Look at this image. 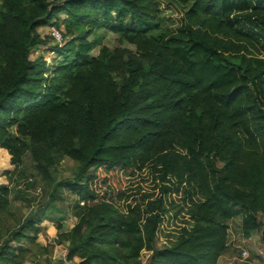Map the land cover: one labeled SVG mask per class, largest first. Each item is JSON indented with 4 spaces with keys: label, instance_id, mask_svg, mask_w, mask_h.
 I'll list each match as a JSON object with an SVG mask.
<instances>
[{
    "label": "trees",
    "instance_id": "obj_1",
    "mask_svg": "<svg viewBox=\"0 0 264 264\" xmlns=\"http://www.w3.org/2000/svg\"><path fill=\"white\" fill-rule=\"evenodd\" d=\"M157 12L155 0H0V147L15 166L28 151L38 169L61 156L78 163L80 175L90 169L68 186L83 201L72 210L66 251L78 264H139V250L149 247L143 231L153 232L163 197L179 190L190 225L147 264H217L226 220L241 212L247 232L264 217V113L247 88L264 76V59L235 42L223 0H192L174 31L157 28ZM59 13L61 36L71 38L44 85L28 50L35 28L56 25L49 20ZM92 29L118 34L141 60L105 45L90 55L100 42L97 34L86 39ZM12 125L21 138L9 134ZM143 169L159 196L121 202L117 172ZM7 193L0 184V209ZM34 221L12 238L31 240L25 232L37 231ZM24 251L3 242L0 264H20Z\"/></svg>",
    "mask_w": 264,
    "mask_h": 264
},
{
    "label": "rangeland",
    "instance_id": "obj_2",
    "mask_svg": "<svg viewBox=\"0 0 264 264\" xmlns=\"http://www.w3.org/2000/svg\"><path fill=\"white\" fill-rule=\"evenodd\" d=\"M155 2L158 12L153 23L159 29L174 31L183 22L184 12L189 8L192 0L186 3L176 0H155ZM223 5L226 7L224 20L237 34L238 40L235 42L244 48L242 52L248 56L264 59L263 0H223ZM65 17V14L59 13L56 18L49 20L56 25L46 23L36 27L37 42L28 50V59L41 65L38 77L43 78L41 83L44 85L52 80L53 71L62 57L57 54V50L71 38L70 35H65L61 36L59 42L55 41L50 37L48 29L54 25L60 31L64 30ZM152 30L154 31L155 28ZM96 34L100 36V42L89 51L90 55L95 56L99 46L105 45L117 52L123 50L125 56L132 57L134 61L141 60L127 40L107 29H92L85 37L91 40ZM65 87L62 88L65 89ZM247 88L255 96L260 110L264 113V76L247 84ZM59 89H56L57 92ZM15 128V125L8 127L9 134L12 137L21 138L22 136L16 133ZM240 136L245 137L242 134ZM9 165V170H6L9 173L6 175L2 173L5 169L0 167V176L4 177L0 184H5L8 189V193L4 196L7 203L0 209V245L8 242L9 245L23 247L25 251L17 259L20 264L23 262L26 264L27 262L30 264H78L81 259L76 255L67 259L66 251L71 245L70 231L76 221L72 210L75 204L81 205L83 201L76 193H70L68 186L72 183H83L90 169L80 175L78 163L64 156L53 159V163L38 169L28 151L23 155L21 164L15 166L10 163ZM116 179L123 191L121 202L129 198L132 200L139 194H147L148 199L159 196L157 182L148 169L133 174L118 171ZM163 201L165 209L160 212V220L154 226L153 232L143 231L141 236L143 244L149 241V247H142L139 250L137 257L139 264L149 263L156 250L173 242L181 227L190 225L181 190L165 195ZM109 214L110 212L106 211L104 216L107 217ZM32 219L35 220L34 226L41 221H45L43 225L52 226L51 238L43 233V240H41L44 242L46 239L47 241L53 239L52 243L43 244L40 240H36V237H39L37 236L38 228L36 232H25L31 240L24 238L16 241L12 238V233L22 223ZM242 219V213L238 212L226 220V248L218 258L217 264H264V241L262 240L264 217L258 213L255 225L249 223L250 228L247 232H244L242 228ZM144 222L145 218L141 217L140 223ZM120 251L124 252L125 248L122 247Z\"/></svg>",
    "mask_w": 264,
    "mask_h": 264
},
{
    "label": "crops",
    "instance_id": "obj_3",
    "mask_svg": "<svg viewBox=\"0 0 264 264\" xmlns=\"http://www.w3.org/2000/svg\"><path fill=\"white\" fill-rule=\"evenodd\" d=\"M0 149L1 150H3V151H1V161H0V167H2L3 169H5V170H9V168H10V163H9V160H8V158H9V155L7 154V152L5 151V149H3V148H1L0 147ZM2 152H5V154H6V156H3L2 154ZM3 178V179H2ZM2 180H4V177H2V176H0V182H3ZM45 221H41L40 223L39 222H37V224L35 225L37 228H38V232H37V236H39V237H36V240H40V242H43V241H41V240H43V233H45L46 234V236L47 237H49V238H51V232H53L52 230V226H48V225H43V223H44ZM46 239V238H45ZM52 240V241H51ZM51 240H48L47 241V239L43 242V244L44 243H46V242H48V244L49 243H52L53 242V239H51ZM55 245V244H54ZM23 264H26V262H23ZM27 264H30V262H27Z\"/></svg>",
    "mask_w": 264,
    "mask_h": 264
},
{
    "label": "built area",
    "instance_id": "obj_4",
    "mask_svg": "<svg viewBox=\"0 0 264 264\" xmlns=\"http://www.w3.org/2000/svg\"><path fill=\"white\" fill-rule=\"evenodd\" d=\"M49 35L52 39L55 41H60L61 40V32L58 28H56L54 25H51L48 29ZM244 253V252H243Z\"/></svg>",
    "mask_w": 264,
    "mask_h": 264
}]
</instances>
